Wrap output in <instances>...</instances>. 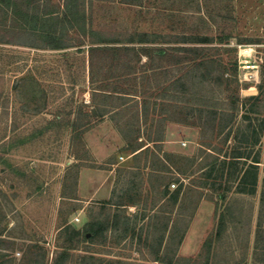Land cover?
Instances as JSON below:
<instances>
[{
    "label": "rangeland",
    "instance_id": "374dc122",
    "mask_svg": "<svg viewBox=\"0 0 264 264\" xmlns=\"http://www.w3.org/2000/svg\"><path fill=\"white\" fill-rule=\"evenodd\" d=\"M263 245L264 0H0V264H264Z\"/></svg>",
    "mask_w": 264,
    "mask_h": 264
},
{
    "label": "trees",
    "instance_id": "16d2710c",
    "mask_svg": "<svg viewBox=\"0 0 264 264\" xmlns=\"http://www.w3.org/2000/svg\"><path fill=\"white\" fill-rule=\"evenodd\" d=\"M184 38V37H183ZM228 38V37H227ZM177 40V39H176ZM224 39H219V42H223ZM226 40V39H225ZM96 51V48L95 47H91L88 49V52L90 54V67H91V75L93 76V58H94V52ZM132 52H134L135 50L134 49H131ZM145 52L144 54H146L147 57H149V53H147L146 51H143ZM134 56L136 58V60H139V57H138V52H134ZM191 57V56H190ZM190 61H193L195 66L196 67H200L204 64H211L209 65L208 68L205 69L204 71V75L203 77L205 79H208V78H214V77H220V78H224V75L227 74V76H233L235 77L236 76V71H237V66H236V63H234L231 68L230 67H225L224 63L223 62H220L219 64H214V61L213 59H210V58H199L197 57V54H194L193 57H191ZM177 63H180V62H177ZM229 110L231 111H234L235 110V107L236 105L234 104L235 102L233 101L232 98H230L229 100ZM102 117V116H101ZM169 121L167 117H164L163 119V122H167ZM90 124L89 122H87V125ZM86 125L82 126V129H80L78 127V125H76L75 123H72L71 124V130L73 131V135L77 138V139H81L85 133V127ZM117 127V125H116ZM149 141V140H147ZM152 143V145L156 146L158 144H160V140H151L149 141ZM149 142L147 144H142V142H139L138 146L136 148H134L133 150V157H136L138 156L140 153L142 152H145V151H148V149L151 147V144H149ZM218 157H215L214 161H217ZM232 160H229V164H232ZM246 172L243 173L242 177H241V181H242V184L243 183H246ZM227 188V187H226ZM179 192H180V187H178L175 191H174V197L177 199L178 196H179ZM216 204L218 203V201H224L226 199V195L225 193H218L217 196H216ZM227 211H228V206L225 205L224 209L220 212L219 216H218V219H217V223H216V229H215V236L216 237H220L226 230V227H227V223H228V219H227ZM90 236V235H89ZM92 237V235H91ZM261 238L259 235L256 236V243L258 244L260 241H261ZM264 246V245H263ZM63 256H67L66 253H59L58 254V258L56 257V259L54 260V264H61L59 262V257H63ZM193 259V258H192ZM153 261H156V262H159V263H165V264H170V261H164L163 258L161 257H158L157 255H155V257L153 258Z\"/></svg>",
    "mask_w": 264,
    "mask_h": 264
},
{
    "label": "bare ground",
    "instance_id": "6f19581e",
    "mask_svg": "<svg viewBox=\"0 0 264 264\" xmlns=\"http://www.w3.org/2000/svg\"><path fill=\"white\" fill-rule=\"evenodd\" d=\"M239 51H240V53H247L249 51V49L248 50H243V48H240Z\"/></svg>",
    "mask_w": 264,
    "mask_h": 264
}]
</instances>
